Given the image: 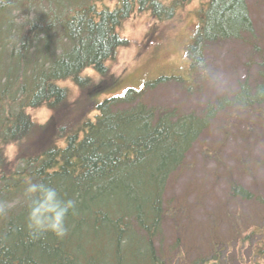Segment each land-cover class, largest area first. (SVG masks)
<instances>
[{"label": "trees", "instance_id": "trees-1", "mask_svg": "<svg viewBox=\"0 0 264 264\" xmlns=\"http://www.w3.org/2000/svg\"><path fill=\"white\" fill-rule=\"evenodd\" d=\"M71 1L0 0V33L9 32L6 20L15 11L33 13L31 21L9 32L0 44V61L8 62L0 65V201L13 204L0 215V264L217 260V241L210 237L209 246L215 244L216 249L200 250L203 255L199 251L192 260L184 258L187 243L182 231L189 208L182 196L165 194L187 164L193 145L216 127L218 115L223 121L232 112L250 111L256 120L264 119V69L253 83L241 81L231 97L207 103L201 114L145 101V93L157 85L181 82L173 76L104 98L88 117L84 96L90 80L80 74L92 68L106 75L105 63L126 43L116 27L134 11L147 12L156 21L171 20L178 6L189 0H114L113 8L103 0ZM204 1L198 30L185 52L191 80L204 67L209 44L253 36L246 0ZM65 80L83 88L78 109L61 86ZM44 105L51 110V119L38 125L26 110ZM7 145L16 149L13 160L5 154ZM27 178L57 188L64 199L76 200L77 211L67 217L64 238L29 233L23 199ZM228 186L231 197H253L239 184ZM167 224L172 225L170 235Z\"/></svg>", "mask_w": 264, "mask_h": 264}, {"label": "rangeland", "instance_id": "rangeland-1", "mask_svg": "<svg viewBox=\"0 0 264 264\" xmlns=\"http://www.w3.org/2000/svg\"><path fill=\"white\" fill-rule=\"evenodd\" d=\"M114 3L103 0L109 8ZM246 3L253 36L209 44L204 53V67L193 80L185 52L198 29L205 1L185 2L178 6L174 18L166 21H156L147 12L134 11L116 27L126 43L105 63L106 75H99L91 68L81 73L90 80L85 87L84 98L89 105L86 116H92L96 111L93 105L104 98L120 96L127 88L140 90L146 81L159 77L175 76L181 82L166 81L148 90L144 96L147 103L197 114L203 112L207 103L214 104L218 97H231L241 81H256L258 71L264 69V0H246ZM25 12L26 9L18 10L7 18L9 32L24 21H31L33 13ZM5 32L6 29L0 33V44L7 40L9 32ZM6 64L7 61H0L1 66ZM183 84L192 88L186 89ZM61 86L66 87L72 107L80 108L77 101L83 88L70 80ZM26 113L38 125L49 124L52 115L45 105L27 109ZM250 113L235 111L223 121L218 115L216 127L193 145L187 164L165 194L175 199L182 196L189 208L182 231L187 243L183 254L186 260L217 244L218 258L208 260L207 264H264V119L256 120ZM4 150L7 158L13 160L15 147L7 145ZM230 182L239 184L253 197L248 200L231 197ZM167 225L165 229L170 235L172 225ZM209 237L214 243L217 241L214 247L209 246Z\"/></svg>", "mask_w": 264, "mask_h": 264}, {"label": "clouds", "instance_id": "clouds-1", "mask_svg": "<svg viewBox=\"0 0 264 264\" xmlns=\"http://www.w3.org/2000/svg\"><path fill=\"white\" fill-rule=\"evenodd\" d=\"M23 199L28 208L27 229L33 236L52 233L57 238L68 234L67 217L75 215L77 202L74 199H64L60 191L44 183L27 178L23 190ZM12 203L0 201V215H4Z\"/></svg>", "mask_w": 264, "mask_h": 264}]
</instances>
